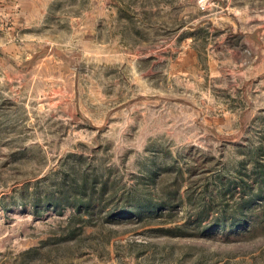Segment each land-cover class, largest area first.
<instances>
[{
	"label": "rangeland",
	"instance_id": "1",
	"mask_svg": "<svg viewBox=\"0 0 264 264\" xmlns=\"http://www.w3.org/2000/svg\"><path fill=\"white\" fill-rule=\"evenodd\" d=\"M256 170L264 0H0V264H264Z\"/></svg>",
	"mask_w": 264,
	"mask_h": 264
},
{
	"label": "trees",
	"instance_id": "2",
	"mask_svg": "<svg viewBox=\"0 0 264 264\" xmlns=\"http://www.w3.org/2000/svg\"><path fill=\"white\" fill-rule=\"evenodd\" d=\"M257 172V174H256V176H255V180H254V182L256 183V186H255V190H256V193L258 194V196L259 195H262L263 194V192H264V176L263 177H261V178H259L260 176H261V172H262V170H256ZM260 181H262L261 183V185H260ZM83 184L85 185L86 184V182H83ZM259 185V186H258ZM82 188H81V186L79 187V190H81ZM90 189H92V188H90ZM241 189H242V193H249L250 195H252L251 194V191H252V189H253V186L252 185H248V184H244V186L242 185L241 186ZM62 193H65L66 195H67V192L66 191H64V190H62ZM79 193H81V192H79ZM252 193H253V191H252ZM92 194V193H91ZM76 195V194H75ZM78 195V194H77ZM81 195V194H80ZM255 196H250V199H253ZM84 199H86V200H78V202L77 203H79V204H81V206H82V210H77V213H80V211H88V209L92 206V202H93V200H88V199H90V198H84ZM249 202H250V200H248V201H243L242 200V205H244V206H248L249 205ZM257 214L259 215H257V214H254L255 215V217L252 219V221H251V224H252V226H253V228H257V227H259V226H261L263 223H264V198H263V196L261 197V201H260V203L258 204V206H257Z\"/></svg>",
	"mask_w": 264,
	"mask_h": 264
}]
</instances>
